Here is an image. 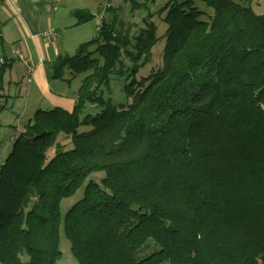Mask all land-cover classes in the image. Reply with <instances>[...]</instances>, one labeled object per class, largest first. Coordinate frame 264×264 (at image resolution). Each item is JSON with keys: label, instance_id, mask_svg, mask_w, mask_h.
Masks as SVG:
<instances>
[{"label": "trees", "instance_id": "trees-1", "mask_svg": "<svg viewBox=\"0 0 264 264\" xmlns=\"http://www.w3.org/2000/svg\"><path fill=\"white\" fill-rule=\"evenodd\" d=\"M196 1L168 0L139 26L111 1L75 11L81 23L102 16L93 39L48 67L51 79L81 77L75 105L38 109L28 121L42 129L14 133L0 165L1 264H57L61 229L80 264H264V13ZM163 39L162 64L137 79ZM1 57L4 101L20 59ZM113 76L126 103L110 96ZM149 238L159 248L138 257Z\"/></svg>", "mask_w": 264, "mask_h": 264}, {"label": "crops", "instance_id": "crops-1", "mask_svg": "<svg viewBox=\"0 0 264 264\" xmlns=\"http://www.w3.org/2000/svg\"><path fill=\"white\" fill-rule=\"evenodd\" d=\"M90 2L92 1L60 0L55 3V0H24L23 2L21 0H0V32L4 40L3 51L10 54V45L16 44L34 66L31 81H27L26 63L22 60H15L5 76L6 90L10 96L0 103V108L5 109L8 102L20 92L19 95L24 96L26 100L29 99L28 104L21 106L22 111L27 106L26 112L30 109L28 120L38 109H51L56 106L69 111L73 109L81 77L80 83H77L78 87L69 89V84L79 76L72 78L67 72L65 76L68 80L51 79L48 75V67L58 55L75 53L81 43L90 41L97 35L101 21L100 14L82 23L78 22L75 15L78 9H88L96 14L105 7L96 3L93 4L96 8H92ZM31 4L36 6L35 10L30 7ZM53 5L54 16L46 17L52 12ZM43 7L47 12H44ZM49 28L54 30V34L50 37L43 36L44 31L51 30ZM5 103L6 106L3 107ZM15 104L14 99L10 106L14 108ZM23 116V113L19 114V117ZM0 125H2L1 120ZM11 127V138L14 133H17L16 130L25 131L19 123ZM10 145L12 146L11 140L8 146Z\"/></svg>", "mask_w": 264, "mask_h": 264}, {"label": "rangeland", "instance_id": "rangeland-1", "mask_svg": "<svg viewBox=\"0 0 264 264\" xmlns=\"http://www.w3.org/2000/svg\"><path fill=\"white\" fill-rule=\"evenodd\" d=\"M22 2L24 0H21ZM92 2L91 6L92 8H96L93 6V4L98 3L100 6L104 7L106 6L110 1L113 6H116V8L121 9L118 13L121 19L125 20L128 23H134L136 26L142 25L143 18L148 14V12L156 13L158 10L168 1V0H136L139 3L144 4V6L141 9H138L136 11H132L130 2L125 3L124 0H90ZM242 3L247 2L248 4H251V6L254 8V10L258 13H264V0H236ZM108 2V3H107ZM196 4H198V7L201 10H207L209 13H211L210 8L206 6V4L203 1L197 0ZM60 5V4H59ZM57 6V4H56ZM31 8L34 10L36 9V6L34 4L30 5ZM61 7V6H60ZM52 12L47 14L46 17L54 16L55 8L54 5L52 6ZM44 12H47L43 7ZM93 10V9H91ZM53 13V14H52ZM205 16V15H204ZM154 21L158 24V32L157 34L159 36L163 35L166 29V24L162 22V20L159 18V15L157 14L154 17ZM43 23V22H42ZM1 24H3V20H1ZM51 29V28H49ZM165 46V39L159 41L154 47H153V57L151 61H149L147 64L141 67L139 74L137 76V79H141L143 76H148L152 69H154V66L156 67L158 64H162L161 59V52H163ZM157 67L156 69H158ZM80 77L78 79H75L73 83L69 84V89H76L78 87L77 83H80L79 81ZM125 80L124 78L113 76L111 81V90H110V96L113 99L114 103L120 104V103H126L128 101L127 94L124 89ZM20 94V92H19ZM17 94V96H14L12 100H10L6 106L5 109L0 108V165L4 161L7 155H5L7 152H10L12 149L10 144V134L12 133V127L14 124L19 123L20 127L25 130H29V134H25L26 136H33L38 133L42 128L33 127V123L36 122V120L32 119L31 122L28 121L30 109L26 112L28 106L24 111L21 110V106L24 104H28V100L25 99L24 96H21ZM108 96V95H106ZM15 99L16 104L14 108H12L11 102ZM3 101V98L0 99V103ZM99 109L98 106L93 107ZM87 111H90L89 108ZM96 112V111H95ZM23 113V117H19V114ZM29 122V123H28ZM39 126H43L44 123L42 120L37 121ZM11 123V124H9ZM44 128V127H43ZM46 129H50L49 127H45ZM91 126H82L80 130H87L90 129ZM17 135H21L22 132L16 130ZM60 140L67 144V147H72V144L70 140L65 138H60ZM54 155V149L49 153V157H52ZM104 173H93L91 178L96 179L100 181V179L103 177ZM83 187L80 188L73 196L66 197L61 202V213L64 216L66 212L70 209V207L78 201L83 196ZM159 246L156 244L153 238H149L145 244L138 249L137 256L142 258L144 256H147L151 254L155 249H158ZM60 249L62 251L61 258L57 261V264H80L78 259L73 255L71 250V242L64 234V231L61 229V238H60ZM21 258L23 261H28L29 256L27 253H24L21 255ZM1 264V263H0Z\"/></svg>", "mask_w": 264, "mask_h": 264}, {"label": "built area", "instance_id": "built-area-1", "mask_svg": "<svg viewBox=\"0 0 264 264\" xmlns=\"http://www.w3.org/2000/svg\"><path fill=\"white\" fill-rule=\"evenodd\" d=\"M60 0H55V3H58ZM100 20L102 18V16L99 17ZM54 34V30L51 29V30H47V31H44L42 33L43 36L45 37H50ZM0 40H3V37H2V34L0 32ZM4 46V42L1 43L0 41V60L2 61V57H1V54H2V51H3V48L2 46ZM11 47V50H12V53L17 56L20 60L24 61L27 65V77H26V80L27 81H31V75L33 73V69H34V66L30 63V60L28 58L25 57L24 53L22 52L21 48L15 44H11L10 45ZM12 139H14V137H12Z\"/></svg>", "mask_w": 264, "mask_h": 264}]
</instances>
